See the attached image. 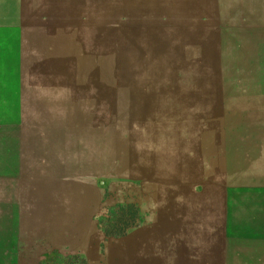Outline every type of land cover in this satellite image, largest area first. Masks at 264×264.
I'll return each mask as SVG.
<instances>
[{
  "label": "rangeland",
  "instance_id": "rangeland-1",
  "mask_svg": "<svg viewBox=\"0 0 264 264\" xmlns=\"http://www.w3.org/2000/svg\"><path fill=\"white\" fill-rule=\"evenodd\" d=\"M0 264H264V0H0Z\"/></svg>",
  "mask_w": 264,
  "mask_h": 264
}]
</instances>
